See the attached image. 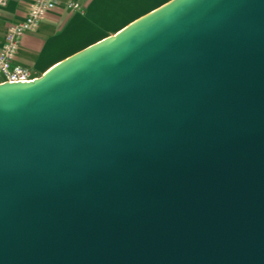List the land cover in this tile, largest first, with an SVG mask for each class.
Returning a JSON list of instances; mask_svg holds the SVG:
<instances>
[{
    "label": "water",
    "instance_id": "95a60500",
    "mask_svg": "<svg viewBox=\"0 0 264 264\" xmlns=\"http://www.w3.org/2000/svg\"><path fill=\"white\" fill-rule=\"evenodd\" d=\"M0 264H264V0H166L0 82Z\"/></svg>",
    "mask_w": 264,
    "mask_h": 264
},
{
    "label": "crops",
    "instance_id": "0c3cea01",
    "mask_svg": "<svg viewBox=\"0 0 264 264\" xmlns=\"http://www.w3.org/2000/svg\"><path fill=\"white\" fill-rule=\"evenodd\" d=\"M31 1L9 0L0 8V47L8 24L24 18ZM56 1L38 27L21 37L15 56L14 61L31 68L35 76L166 0H75L79 9L69 7V0Z\"/></svg>",
    "mask_w": 264,
    "mask_h": 264
},
{
    "label": "built area",
    "instance_id": "2783aa9c",
    "mask_svg": "<svg viewBox=\"0 0 264 264\" xmlns=\"http://www.w3.org/2000/svg\"><path fill=\"white\" fill-rule=\"evenodd\" d=\"M9 0H0V8ZM57 4L56 0H32L24 18L8 24L4 39L0 47V82L20 79H32L35 77L28 66L15 62L21 37L28 31L38 27L40 21L53 10ZM69 7L79 9V3L69 0Z\"/></svg>",
    "mask_w": 264,
    "mask_h": 264
}]
</instances>
